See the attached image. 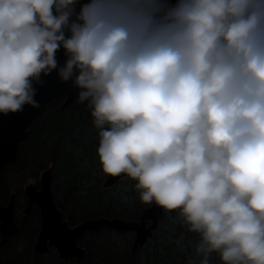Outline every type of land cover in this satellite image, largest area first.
Here are the masks:
<instances>
[{"label": "clouds", "instance_id": "9594fccd", "mask_svg": "<svg viewBox=\"0 0 264 264\" xmlns=\"http://www.w3.org/2000/svg\"><path fill=\"white\" fill-rule=\"evenodd\" d=\"M53 70L102 172L177 210L199 264H264V0H0V113Z\"/></svg>", "mask_w": 264, "mask_h": 264}, {"label": "trees", "instance_id": "16d2710c", "mask_svg": "<svg viewBox=\"0 0 264 264\" xmlns=\"http://www.w3.org/2000/svg\"><path fill=\"white\" fill-rule=\"evenodd\" d=\"M62 101L57 98L46 105L31 123V133L20 145L16 162L1 171L0 201L7 203L14 193L19 218L27 203L25 186L38 184L41 173L52 168L54 198L71 226L98 217L139 220L151 204L139 200L134 180L125 176L111 187L103 186L108 174L102 172L96 152L97 130L91 123L87 101L75 100L61 110ZM176 212L164 211L151 238L135 252L134 233L104 228L98 233L86 232L81 238L79 244L86 249L81 259L64 261L53 246L45 254L35 252L40 230V214L35 207L21 225L19 236L1 245L0 235V264H188L189 259L199 264L201 257L195 253L198 234L178 224ZM209 264L223 262L212 253Z\"/></svg>", "mask_w": 264, "mask_h": 264}, {"label": "water", "instance_id": "95a60500", "mask_svg": "<svg viewBox=\"0 0 264 264\" xmlns=\"http://www.w3.org/2000/svg\"><path fill=\"white\" fill-rule=\"evenodd\" d=\"M80 2H86V0H80ZM56 59L58 64H63L65 60L63 48L56 52ZM41 78L44 83L34 85L37 88L35 99L39 101L40 108L24 105L22 111L9 112L6 115L0 113V174L7 164L16 162L20 145L31 133L29 129L31 123L42 114L49 102L63 98L60 106V109L63 110L70 107L76 100L77 89L72 86L71 81H61L55 70L48 75L42 74ZM124 177V174L119 176L107 175L103 186L105 188L111 187ZM52 186L53 170L47 168L41 174L39 188H36L34 184H28L25 188L29 197L28 208L25 212L29 213L33 204H37L40 210L41 226L34 247L37 253H45L49 251L50 246H54L61 258H81L85 250L79 244V240L84 233L87 231L97 233L104 228L118 232H134L132 251L135 252L153 235V231L157 228L164 214V209L152 203L143 210L140 219L136 221H126L119 217H98L71 227L68 221L64 219L62 211L54 199ZM15 215V194L12 193L6 204L0 201L1 245H5L10 237H17L21 233ZM148 221L150 224H147Z\"/></svg>", "mask_w": 264, "mask_h": 264}, {"label": "flooded vegetation", "instance_id": "af4514ba", "mask_svg": "<svg viewBox=\"0 0 264 264\" xmlns=\"http://www.w3.org/2000/svg\"><path fill=\"white\" fill-rule=\"evenodd\" d=\"M42 174V173H41ZM40 177H41V175H40ZM28 184H34V183H28ZM27 184V185H28ZM26 185V186H27ZM35 186H36V188H39V186H40V178H39V183L37 184H34ZM26 186H25V188H26ZM53 187V186H52ZM25 188H24V190H25ZM25 194H26V191H25ZM11 196V195H10ZM26 196H27V203H26V206H25V208L22 210L23 211V213H22V215L19 217V218H17V215H15V219H16V222L18 223V225H19V227L20 228H22L21 227V225L25 222V219H26V217L33 211V209L35 208V207H37L38 208V206H37V204H33L32 205V207H31V210H30V212L29 213H26L25 211L27 210V208H28V201H29V197H28V195L26 194ZM10 198V197H9ZM9 201V200H8ZM7 201V202H8ZM6 204V203H5ZM15 207H16V203H15ZM38 210H39V208H38ZM39 214H40V210H39ZM40 219H41V217H40ZM39 233V232H38ZM37 238V237H36ZM54 247V246H53ZM55 248V247H54ZM56 249V248H55Z\"/></svg>", "mask_w": 264, "mask_h": 264}, {"label": "bare ground", "instance_id": "6f19581e", "mask_svg": "<svg viewBox=\"0 0 264 264\" xmlns=\"http://www.w3.org/2000/svg\"><path fill=\"white\" fill-rule=\"evenodd\" d=\"M54 199H55V198H54ZM148 207H149V206H148ZM164 211H165V210H164ZM140 217H141V216H140ZM107 218H108V217H107ZM92 219H94V218H92ZM88 220H91V219H88ZM85 221H86V220H85ZM126 221H127V220H126ZM134 221H136V220H134ZM83 222H84V221H83ZM81 223H82V222H81ZM81 223H79V224H81ZM79 224H77V225H79ZM147 224H150V222L148 221ZM69 225H70V224H69ZM77 225H75V226H77ZM40 226H41V219H40ZM70 226H71V225H70ZM75 226H71V227H75ZM109 229H110V228H109ZM112 230H113V229H112ZM39 231H40V230H39ZM101 231H102V230H101ZM87 232H92V231H87ZM99 232H100V231H99ZM117 232H118V231H117ZM85 233H86V232H85ZM85 233H84V234H85ZM94 233H96V232H94ZM97 233H98V232H97ZM132 233H134V232H132ZM83 236H84V235H83ZM83 236H82V237H83ZM134 237H135V233H134ZM150 238H151V237H150ZM79 241H80V240H79ZM147 241H148V240H147ZM147 241H146V242H147ZM146 242H145V244H146ZM145 244H144V245H145ZM133 245H134V242H133ZM144 245H142V246H144ZM81 246H82V245H81ZM142 246H141V247H142ZM34 247H35V243H34ZM82 248H84V247L82 246ZM132 249H133V246H132ZM34 250H35V249H34ZM56 250H57V249H56ZM84 250H85V253H86V249H85V248H84ZM35 252H36V251H35ZM47 252H48V251H47ZM47 252H45V253H47ZM57 252H58V250H57ZM45 253H39V254H45ZM85 253H84V255H85ZM84 255H83V256H84ZM83 256H82V257H83ZM58 257H59L61 260H64V261H69V260H72V259H74V258H76V259H81V258H82V257H81V258L74 257V258H72V259H64V258H61V257L59 256V252H58Z\"/></svg>", "mask_w": 264, "mask_h": 264}, {"label": "rangeland", "instance_id": "374dc122", "mask_svg": "<svg viewBox=\"0 0 264 264\" xmlns=\"http://www.w3.org/2000/svg\"><path fill=\"white\" fill-rule=\"evenodd\" d=\"M32 183L36 184L35 182H32Z\"/></svg>", "mask_w": 264, "mask_h": 264}]
</instances>
